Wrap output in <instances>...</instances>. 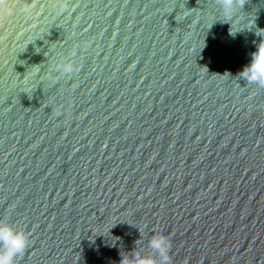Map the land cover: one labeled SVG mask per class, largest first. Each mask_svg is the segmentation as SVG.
Segmentation results:
<instances>
[{
  "label": "water",
  "instance_id": "obj_1",
  "mask_svg": "<svg viewBox=\"0 0 264 264\" xmlns=\"http://www.w3.org/2000/svg\"><path fill=\"white\" fill-rule=\"evenodd\" d=\"M264 0H0V220L15 264H264ZM71 61L76 70L57 66Z\"/></svg>",
  "mask_w": 264,
  "mask_h": 264
},
{
  "label": "clouds",
  "instance_id": "obj_2",
  "mask_svg": "<svg viewBox=\"0 0 264 264\" xmlns=\"http://www.w3.org/2000/svg\"><path fill=\"white\" fill-rule=\"evenodd\" d=\"M221 12L226 19H231L237 5H244V0H217ZM57 70L70 74L76 70L71 61L57 66ZM239 76L248 83L264 87V41L252 53L250 64L246 65ZM29 237L23 230H18L6 220H0V264H15L16 258L21 256L28 247ZM152 254L142 255L132 251L131 256H123L120 264H171L169 255L171 241L163 234L153 235L149 240Z\"/></svg>",
  "mask_w": 264,
  "mask_h": 264
}]
</instances>
